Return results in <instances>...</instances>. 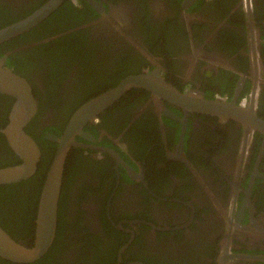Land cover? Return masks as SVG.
<instances>
[{"label": "flooded vegetation", "instance_id": "flooded-vegetation-1", "mask_svg": "<svg viewBox=\"0 0 264 264\" xmlns=\"http://www.w3.org/2000/svg\"><path fill=\"white\" fill-rule=\"evenodd\" d=\"M47 1L0 0V28ZM1 57L36 100L37 169L0 194V225L28 247L60 149L50 135L127 78L152 84L72 134L50 247L0 264H264V0H62ZM16 100L0 90V167L23 162L4 132Z\"/></svg>", "mask_w": 264, "mask_h": 264}, {"label": "water", "instance_id": "water-1", "mask_svg": "<svg viewBox=\"0 0 264 264\" xmlns=\"http://www.w3.org/2000/svg\"><path fill=\"white\" fill-rule=\"evenodd\" d=\"M62 0H49L29 16L0 28V43L16 36L31 27L39 24L44 18L52 13ZM6 57L0 58V90L17 97L12 108L11 122L4 129L13 147L22 155L23 162L14 166L0 167V184L16 182L33 175L37 169L39 159V148L35 141L25 132L24 126L31 119L36 109V100L30 90L27 81L10 69L3 68ZM152 79L147 75H136L127 78L115 89L102 96L87 102L72 117L68 128L62 137L50 135L51 138L60 143L57 163L50 172L44 186L39 207V219L37 221V238L35 244L28 247L13 238L0 225V256L18 262H30L40 258L50 247L56 230V210L61 186V175L66 151L71 142L74 132H82L85 122L94 116L98 108L113 101L132 85L152 84ZM215 102H207L205 106L200 105L198 109L214 111ZM220 109V110H218ZM223 110V109H222ZM217 106V111L222 112ZM226 112V110H225Z\"/></svg>", "mask_w": 264, "mask_h": 264}, {"label": "trees", "instance_id": "trees-1", "mask_svg": "<svg viewBox=\"0 0 264 264\" xmlns=\"http://www.w3.org/2000/svg\"><path fill=\"white\" fill-rule=\"evenodd\" d=\"M48 45L49 44H46V46H48ZM7 192L11 193L9 185L8 184H1L0 185V194L3 195L4 193H7ZM9 200H10V198L7 201H9ZM0 260L5 261V259H3L2 257H0Z\"/></svg>", "mask_w": 264, "mask_h": 264}, {"label": "bare ground", "instance_id": "bare-ground-1", "mask_svg": "<svg viewBox=\"0 0 264 264\" xmlns=\"http://www.w3.org/2000/svg\"><path fill=\"white\" fill-rule=\"evenodd\" d=\"M35 238V237H34Z\"/></svg>", "mask_w": 264, "mask_h": 264}]
</instances>
